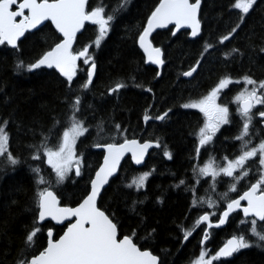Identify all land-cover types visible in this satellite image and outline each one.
<instances>
[{"label":"snow or ice","instance_id":"1","mask_svg":"<svg viewBox=\"0 0 264 264\" xmlns=\"http://www.w3.org/2000/svg\"><path fill=\"white\" fill-rule=\"evenodd\" d=\"M260 2L264 0H230L228 7L230 14L235 11V21L226 23L225 31L215 42L205 39L198 58L180 75L194 79V74H199L198 69L203 67V61L217 45L231 43L244 30L247 17ZM128 3L130 0H118L116 5L109 7L104 0H97L95 4L89 0H0V45L19 53L22 39L40 32L45 22H50L54 29L51 43L47 37H41L44 47L35 57L28 61L14 57V72L51 70L66 90L63 121L53 117L47 131L42 126L17 124V131L25 129V134H31L34 140L26 145L28 156L23 160L10 150L8 128L11 119L0 118V165L4 166L0 171L8 168L15 171L16 166L29 160L39 162L28 163L33 193L25 211L31 219L23 226L21 247L13 264H164L161 256L146 246L155 237L156 228H145L141 217L136 227L123 232L115 212L101 206V198L106 186L118 176L126 154H130L132 163L142 165L153 147L163 148V156L168 159H172V153L161 144L159 137L152 138V134L149 138L138 139L135 134L129 138L128 128L121 123L106 122L101 118L92 125L83 115L84 111L93 108L91 104L85 107L84 96L94 86L98 50ZM203 20L202 0H155L132 37L143 54V63L155 65L157 69L166 63L163 47L154 42V33L158 29H167L173 37L185 30L188 37L195 39L201 37ZM87 25L95 26L94 38L81 42L79 37L87 31ZM259 52L264 53V38ZM222 56L230 60V68L232 64L242 63L245 52L232 46ZM248 59L255 63L251 56ZM160 76L161 71L156 70L154 78ZM241 84L232 98L239 117L237 130L235 135L225 137V140L238 142L235 150L219 160L209 153L203 163H191L198 160L202 152L208 151L223 125L234 122L229 104L219 101L230 85ZM129 86L145 93L153 92L152 87L137 82L136 76L130 75L111 82L101 96H118ZM180 107L197 110L202 117L197 128L189 133L195 138L188 159L196 182L185 187V191L191 193L190 207L199 211L190 226L177 225L181 244L200 230V249L191 264H224L222 258H229L241 249L253 246L264 249V128H256L257 124L264 125V77L257 79L250 70L237 76L226 71L206 92L196 98L190 97ZM153 108L155 104L150 103L142 110L141 119L145 125L150 121L167 120L172 111L169 107L153 114L150 111ZM58 126L62 130L54 131ZM92 128L96 135L90 147L99 149L101 157L95 167L86 163V155L78 150L77 144L78 139ZM37 135L39 140L35 139ZM50 137H55L54 143ZM41 164L47 165L50 172H45ZM150 175L151 171L139 173L124 187L143 189ZM202 177H209L211 183L205 189V195H198L196 185ZM76 178L84 180L83 190L76 200L65 201L60 189L67 180L78 182ZM224 178H227L226 190L215 197L208 195L215 193L217 184L225 182ZM185 184L186 181L180 179L177 186ZM140 203L143 201L132 200L129 210L135 212ZM234 215L240 217L236 229L215 250H210L205 243L210 241V230L226 226ZM57 226H61V232L56 231ZM41 237L45 242L38 245Z\"/></svg>","mask_w":264,"mask_h":264},{"label":"trees","instance_id":"2","mask_svg":"<svg viewBox=\"0 0 264 264\" xmlns=\"http://www.w3.org/2000/svg\"><path fill=\"white\" fill-rule=\"evenodd\" d=\"M95 4L97 0H89ZM109 7L116 5L118 0H104ZM155 0H130L126 10L119 13L111 32L103 46L98 50V70L94 76V86L84 96L85 107L87 104L92 109L84 111L83 115L88 123L95 125L97 120L115 121L128 128L129 138L135 134L136 138L159 137L161 144L165 145L172 153V159L163 156V148H153L149 153L143 167L137 168L127 157L120 168L118 176L106 187L101 198V206L115 212L120 222L121 230L127 232L136 227L140 218L144 219V227H155V237L146 245L154 254L161 256L164 264H191L198 255L201 239L200 230L193 232L187 241L181 244V232L177 225L190 226L197 216L199 209L190 207L191 193L185 187L194 184L189 153L192 150L194 136L190 135L202 121L201 114L194 109H184L180 105L190 97L196 98L207 91L217 78L226 71L233 76L250 70L255 78L264 77V53L259 52L261 40L264 38V2L247 17L244 30L239 32L235 40L225 42V46L217 45L215 51L203 61V67L198 69L195 78H186L180 72L195 62L202 50L205 39L215 42L216 37L225 31V25L236 19L235 11L230 14V0H202L203 32L200 38H191L182 30L173 37L167 29H159L154 33L155 43L162 46L165 52V65L162 67L161 76L155 77L159 70L153 65H146L142 60V52L133 42L135 28L143 19ZM87 31L79 38L87 42L94 38L95 26L87 25ZM131 29V31H129ZM47 37L48 43L52 42L54 29L50 22L46 23L40 32L22 39L21 51L16 53L10 47L0 45V118H10L8 130L10 131V150L18 154L22 160L28 156L26 145L33 143L31 134H25V129L17 131V124L21 123L30 127L40 128L45 131L52 125L53 117L61 121L65 119L66 105L64 97L66 90L51 70L35 73H15L13 69L14 57L18 56L25 61L35 57L44 47L41 37ZM232 46L244 50L245 56L240 65L232 64L225 60L223 52ZM251 56L255 63L250 61ZM83 76V73L80 74ZM134 75L137 82L153 88L152 93H145L142 89L129 86L122 89L118 96H101L106 87L118 78ZM77 84L79 81L76 82ZM75 86V85H74ZM239 85H231L224 90L219 102L228 103L233 115V123L224 126L214 137V143L208 146L207 152H202L198 160L191 163H203L211 153L217 160L224 155H230L238 142L225 140V137L235 135L236 122L239 120L232 102L233 96L239 91ZM155 104L150 111L155 114L171 107L168 119L165 121H150L145 125L141 119L142 110L148 104ZM93 115L95 119H93ZM59 126L54 131H61ZM95 129H90L77 141L78 150L86 155V163L95 167L101 159L100 151L91 148ZM39 135L36 140H39ZM55 142V137H50ZM28 163L36 164L37 161L29 160ZM28 163L0 171V264H13L18 255L23 238V226L29 223L31 217L25 208L30 204L33 193L32 174L29 172ZM4 166L0 165V169ZM45 172H50L47 165L41 164ZM154 169V170H153ZM144 171H151L140 190L126 188L125 184ZM184 179L185 185H179V180ZM65 181L60 191L65 201L76 200L84 187V180L76 178ZM207 181V183H205ZM225 182L216 186L215 193H207L215 197L217 193L226 190ZM211 183L209 177L200 178L196 185L198 195H205V189ZM159 198V199H158ZM143 201L137 204L135 212L129 210L132 200ZM16 203L13 204L12 201ZM206 208V205H204ZM238 216H233L231 221L220 229H211L210 241L206 245L210 250H215L236 229ZM66 226V225H65ZM61 232V226L56 227ZM143 236L144 232L141 231ZM44 238L37 242L44 243ZM144 244V241H140ZM224 264H264V249L255 246L241 249L229 258H223Z\"/></svg>","mask_w":264,"mask_h":264},{"label":"water","instance_id":"3","mask_svg":"<svg viewBox=\"0 0 264 264\" xmlns=\"http://www.w3.org/2000/svg\"><path fill=\"white\" fill-rule=\"evenodd\" d=\"M46 23H48V22H45V24H46ZM45 24H44V25H45ZM169 27H172V26L170 25ZM158 30H159V29H158ZM181 31H182V30H181ZM153 66L156 67L155 65H153ZM162 67H163V66H162ZM162 67L159 69V71L162 70ZM186 78H188V77H186ZM153 148H155V147H153ZM153 148H152V149H153ZM152 149H149L148 153H147L146 156H145V160H144V162L142 163V165H135V164L133 163L134 166L137 167V168H141V167H143L144 164L146 163V160H147V158H148V156H149V153L151 152ZM95 150L100 151L99 149H95ZM127 157H130V154H126L125 158L122 160V163H123V161H124ZM106 187H107V186H106ZM222 227H224V226H222ZM222 227H221V228H222ZM234 254H235V253H234ZM234 254H233V255H234ZM233 255H232V256H233ZM222 259H223V258H222Z\"/></svg>","mask_w":264,"mask_h":264},{"label":"flooded vegetation","instance_id":"4","mask_svg":"<svg viewBox=\"0 0 264 264\" xmlns=\"http://www.w3.org/2000/svg\"><path fill=\"white\" fill-rule=\"evenodd\" d=\"M230 86H231V85H230ZM230 86H229V87H230ZM239 86H240V88H241V87H242V84H241V85H239ZM225 90H226V89H225ZM235 105H236V104H235ZM259 107H260V106H259V105H257V108H259ZM254 111H255V109H254ZM230 112H231V109H230ZM232 116H233V115H232ZM256 119L258 120V119H259V117H257ZM224 126H226V125H223L222 127H224ZM227 126H228V125H227ZM222 127H221V128H222ZM256 128H258V129H260V128H264V125L257 124V125H256ZM239 218H240V217H239Z\"/></svg>","mask_w":264,"mask_h":264},{"label":"bare ground","instance_id":"5","mask_svg":"<svg viewBox=\"0 0 264 264\" xmlns=\"http://www.w3.org/2000/svg\"><path fill=\"white\" fill-rule=\"evenodd\" d=\"M219 134V133H218ZM217 137V136H216Z\"/></svg>","mask_w":264,"mask_h":264},{"label":"rangeland","instance_id":"6","mask_svg":"<svg viewBox=\"0 0 264 264\" xmlns=\"http://www.w3.org/2000/svg\"><path fill=\"white\" fill-rule=\"evenodd\" d=\"M205 178V177H204ZM146 183V182H145Z\"/></svg>","mask_w":264,"mask_h":264}]
</instances>
